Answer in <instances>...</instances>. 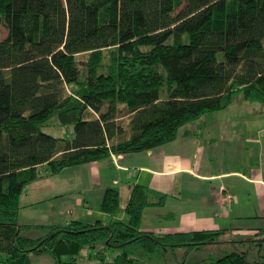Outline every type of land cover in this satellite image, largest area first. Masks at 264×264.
Segmentation results:
<instances>
[{
    "label": "trees",
    "instance_id": "trees-1",
    "mask_svg": "<svg viewBox=\"0 0 264 264\" xmlns=\"http://www.w3.org/2000/svg\"><path fill=\"white\" fill-rule=\"evenodd\" d=\"M0 23V264H30L31 254L78 264L98 244L117 249L112 264H158L157 255L218 242L215 228L140 229L144 210L166 198L141 184L131 188L126 222L111 217L115 187L100 203L105 222L21 224L20 196L42 168L56 174L172 141L235 93L264 102V0H0ZM52 118L72 134L45 132ZM37 226L43 235L24 233ZM177 264L264 261L231 251Z\"/></svg>",
    "mask_w": 264,
    "mask_h": 264
},
{
    "label": "rangeland",
    "instance_id": "rangeland-1",
    "mask_svg": "<svg viewBox=\"0 0 264 264\" xmlns=\"http://www.w3.org/2000/svg\"><path fill=\"white\" fill-rule=\"evenodd\" d=\"M6 34L7 30L0 23V39L5 37ZM83 58L85 59V57L80 56V59ZM239 113L264 116V102L249 101L244 98L242 92H238L232 96L231 102L226 108L207 112L200 118L186 123L179 128L177 133L179 136L185 133V129H189V134L193 140H195L194 138L202 139L200 145L191 143L193 142L191 139H186L189 142L185 141L188 148L184 155L182 154L183 159L186 157L189 160L190 167L196 172L200 174L218 173L233 167L236 163L233 161L235 154L232 150L231 152H224L222 150V142L220 145L217 135L219 134L220 124L224 123L222 120L225 117L227 118ZM250 123L253 127L255 126L252 129L253 133L257 132L259 137L264 138V122H260V119H255L254 121H250ZM42 129L57 137H69L73 132L72 125L61 126L56 123L55 118L50 119L42 126ZM201 132L203 133L201 134ZM211 138L212 140H210ZM172 146L176 151H179L181 148L178 143ZM148 150L123 153L127 158L131 157L132 160L125 159L122 161V164L126 165L129 169L128 171L131 172L137 170L142 164L150 165L149 159H151L152 155L148 152L154 153L157 149ZM93 162L100 164L98 172H91L89 170V165ZM78 165H80L78 168H82L83 171L78 172V174H72L75 170L74 168ZM78 165L68 166L64 169L68 172L65 174L67 177L75 176L79 180V184L83 189L82 193L72 192L64 196H54L28 207L23 205L29 200L44 196H21L19 221L34 222L32 226H35L40 225L35 224L37 222L54 223L61 220L69 221L75 215L84 222H94L98 218L105 222L109 217L107 219L108 214L100 208L103 197L100 188L107 181L111 185L118 187L120 191L119 207L111 217L125 222L128 221L129 215L126 212L125 206L128 199L127 195H129V188L136 181V177L132 176V178H129L128 171L116 169L112 163V159L107 158V156ZM44 170L45 168H42L41 176H46V174H48L47 176H51L48 171L45 172ZM151 178L147 177L146 183H150ZM170 178H172V190L170 189L168 194L165 193L164 204L158 207H148L144 210L140 229L167 232L177 231L178 229L204 227L218 228L222 232L219 235L218 242L203 246L200 249H194L187 253H184V250L180 249L175 255L172 251L163 255H157L156 262L158 264H177L181 257H185L188 260L208 259L210 256L218 257L231 251L244 252L249 261H264V190L260 189L261 187L244 182L234 176L212 179L202 178L191 173H182ZM40 179L42 178L39 177L38 180ZM165 180L166 184L168 181ZM152 183L150 185H153ZM35 184L36 187L45 185L41 182ZM223 185L225 191L222 188ZM36 192L37 190L34 189L30 194H35ZM149 193L151 196H154L151 190ZM225 196L228 198L231 196L234 200L232 199L231 202L225 201ZM77 198H84V205L88 203L89 209L96 211L95 214L92 216L88 215L87 208H84V205L82 207L76 204ZM63 209L66 214L61 213ZM24 233L31 237H38L44 234V229L40 226L31 227ZM95 254H97L96 257ZM116 254H118L117 249H103V246L98 244L93 250L83 249L78 255V264H112L113 257ZM52 263L53 259L47 254L30 255V264Z\"/></svg>",
    "mask_w": 264,
    "mask_h": 264
},
{
    "label": "crops",
    "instance_id": "crops-1",
    "mask_svg": "<svg viewBox=\"0 0 264 264\" xmlns=\"http://www.w3.org/2000/svg\"><path fill=\"white\" fill-rule=\"evenodd\" d=\"M255 119L256 120L260 119V122H264V116L259 114L249 115L247 113L235 114L227 118L225 117L222 120L224 123L220 124V129L218 131L219 134L217 135V138L219 139L218 142L220 145L222 142L221 148L224 152L225 151L231 152L232 150V152L235 154V158L233 159V161L236 163L233 165V167L229 169H225L218 173L200 174L196 172L192 167H190L189 160L186 157L183 159L182 154L184 155V153L187 151L188 148L185 142L187 141L186 139H191L193 141L191 143H196L198 145L202 143V139L194 138L195 140H193V138H191L189 134V129H185L184 130L185 133L184 134L182 133L181 136L177 134L176 138L173 139L172 141L151 148V149H157L154 153L148 152L151 153L152 155L151 159H149V162H151V164L150 165L142 164L141 167L137 168V170L133 172L128 171L129 169L127 168V166L122 164V161L125 159L132 160L131 157L127 158V156H125L124 154H119V155L110 154L109 156H107V158L112 159V163L114 164L116 169L121 171H128L129 178H132V176L136 177V181L133 182L129 188V195L132 186L135 184H141L145 186L149 192L150 190L153 192L154 196L159 193L168 194V192L172 188V178L170 177L173 176L175 177L182 173H191L202 178H212V179L214 178L221 179L224 178V176L227 177L234 176L240 178L244 182L258 185L259 187H261L260 189L264 190V138L259 137L257 135V132L253 133L252 129H254L255 126L253 127L250 121H254ZM202 133L203 132H201V134ZM210 140H212V138ZM175 143H178L181 146L179 151H176L175 149L172 148L173 147L172 145H175ZM187 143L189 142L187 141ZM151 149H149L148 151H150ZM99 165L100 164H98V162H93L89 165L90 166L89 170L91 172H98L100 167ZM79 166L80 165L74 168L75 170L72 174H78V172L83 171L82 168H78ZM66 173L68 172L67 170L64 169L55 175L50 174L51 176H47L48 174H46V176L40 177L42 179L40 180L37 179L38 181L35 180L37 182L33 181L29 183L22 192L21 196H44V197H40L34 200H29L23 206L28 207L36 203H41L42 201H45L54 196H64L72 192L82 193L83 189L79 184V180L75 178V176L67 177V175H65ZM147 177H152L150 183H146ZM164 180L168 182H166L165 184ZM38 182L44 183L45 185L41 187H36L35 183ZM151 183L153 185H150ZM108 187H115L118 189V187H116L115 185H111L109 181H107L104 184V186L100 188L101 194H104L105 189ZM150 188H154V189H150ZM222 188H224L225 191L224 185ZM30 189L32 190L36 189L37 192L35 194H30V192L32 191ZM129 195H127L128 198ZM74 196H79V195H74ZM119 196H120V191H119ZM229 197L230 198L225 196L224 200L229 202H231L232 199L234 200V198H232L231 196ZM76 204L81 205L83 207L84 198L83 199L77 198ZM87 204L84 205L85 206L84 208H87L88 215L92 216L93 214H95L96 211L95 210L92 211L91 209H89L88 207L89 205ZM61 213L66 214L64 209L61 210ZM108 217L109 216H107V219ZM73 219L80 220V218L75 215L70 220ZM98 219L100 220V218ZM69 221L61 220L59 222H54V223L37 222L35 224H59V223H66ZM86 222H91V221H86ZM20 223L33 225L34 222L31 223L25 221ZM203 228L204 227L195 228V229H203ZM195 229H178L177 231H189ZM142 230H153V229H142ZM156 232H161V231H156ZM167 232H174V231H167Z\"/></svg>",
    "mask_w": 264,
    "mask_h": 264
}]
</instances>
